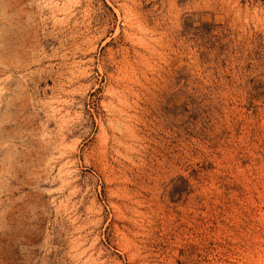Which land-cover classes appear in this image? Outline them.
<instances>
[{
  "label": "rangeland",
  "instance_id": "1",
  "mask_svg": "<svg viewBox=\"0 0 264 264\" xmlns=\"http://www.w3.org/2000/svg\"><path fill=\"white\" fill-rule=\"evenodd\" d=\"M0 264H264V0H0Z\"/></svg>",
  "mask_w": 264,
  "mask_h": 264
},
{
  "label": "bare ground",
  "instance_id": "2",
  "mask_svg": "<svg viewBox=\"0 0 264 264\" xmlns=\"http://www.w3.org/2000/svg\"><path fill=\"white\" fill-rule=\"evenodd\" d=\"M134 3H136V2H134ZM135 15V14H134ZM139 19V18H138ZM154 21V20H153ZM137 22H138V20H137ZM140 22V21H139Z\"/></svg>",
  "mask_w": 264,
  "mask_h": 264
}]
</instances>
